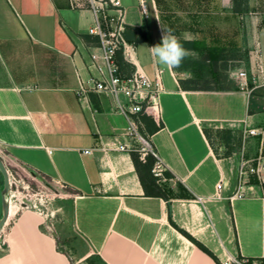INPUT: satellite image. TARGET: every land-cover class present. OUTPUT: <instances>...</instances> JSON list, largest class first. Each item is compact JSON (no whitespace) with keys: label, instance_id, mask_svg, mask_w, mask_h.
Instances as JSON below:
<instances>
[{"label":"crops","instance_id":"1","mask_svg":"<svg viewBox=\"0 0 264 264\" xmlns=\"http://www.w3.org/2000/svg\"><path fill=\"white\" fill-rule=\"evenodd\" d=\"M122 1L133 48L130 60L118 55L123 72L163 70L164 89L155 104L144 105L140 120L171 173L159 181L167 197L147 193L133 151L116 149L127 119L113 109L112 96L76 94V70L90 75L96 43L87 33L89 0H0V150L71 191L63 201L69 216L63 230L48 234L40 228L43 217L24 209L0 264H71L90 255L103 264H218L181 229L220 262L264 261V179L250 175L245 192L232 196L242 162H264V85L250 94L240 86L183 88L179 80L195 78L194 65L169 70L149 51L164 28L193 41L187 59L198 60L213 44L241 47L246 67L264 71V0H248L241 14L233 11L234 0H147V18L139 0ZM171 4L182 13L180 24L167 14ZM204 128L257 133L244 134L229 155L219 147L217 155ZM57 236L70 238L64 249Z\"/></svg>","mask_w":264,"mask_h":264},{"label":"built area","instance_id":"2","mask_svg":"<svg viewBox=\"0 0 264 264\" xmlns=\"http://www.w3.org/2000/svg\"><path fill=\"white\" fill-rule=\"evenodd\" d=\"M89 3L93 23L87 33L96 38V43L90 44L92 49L90 62L87 65L91 71L90 75L83 77L80 71L76 70L78 80L76 94L83 99H87L88 94L92 92L112 96L114 99L113 109L123 114L127 119V126L122 131L125 140L118 141L116 149L136 152L141 158L152 155L154 157L151 168L153 175L157 177L158 181L165 180L166 165L150 139L142 131L140 120L144 105L155 104L157 96L164 89L163 70L157 68L154 75H149L136 66L130 73H124L118 55L122 53L124 58L130 60L133 49L125 36L128 24L127 7L122 0H89ZM139 10L145 18L149 16L147 0H139ZM230 74L249 94L252 91L251 88H248L249 78L255 83V86L264 85V71L261 68L252 72L250 77L245 69L234 70ZM256 133L257 130L254 128H244L243 130V135ZM0 157L7 166L1 153ZM250 175H256L260 181L263 180L264 162L258 165H248L246 161L242 162L237 188L232 196H241L245 192L247 178ZM217 186L220 189L222 184L219 183ZM198 200L204 201L202 197H198ZM245 259L248 260L245 257H240V259L231 257L226 259L223 264H247ZM252 261L254 264H264V261L261 260L254 259Z\"/></svg>","mask_w":264,"mask_h":264},{"label":"rangeland","instance_id":"3","mask_svg":"<svg viewBox=\"0 0 264 264\" xmlns=\"http://www.w3.org/2000/svg\"><path fill=\"white\" fill-rule=\"evenodd\" d=\"M171 2L172 0L169 3ZM173 3H181V1L176 0ZM170 7L171 11L167 13L168 16L171 18V21L180 24L182 22V13L172 11V9H175L177 5L174 6V4H171ZM209 48H211L209 51L211 54H208V52L206 54H202L198 59L200 60V63L191 68L193 77L199 79L202 85H205L206 82L210 83L212 81V84L216 85L214 80L218 69H220V72L228 74L229 77L235 80L238 84H240V82L235 77L233 78L231 76V71L245 69L248 73V77L252 75V72H256L253 69L246 67L245 57L247 52L245 49H242L241 47L232 48V46L229 48L228 46H221L219 44H213ZM260 86H255V83L252 82L251 78H249V89L251 88L253 91ZM215 141H218V138H215ZM220 151H222V148H220ZM0 153L8 163H11V166L7 164L11 177L10 190L8 194L10 214L7 222L0 231V254H2L7 250L6 237L11 231L17 217L24 209L36 211L43 217L40 228L48 234L54 235V232L58 233V231L63 230L64 226L69 223L68 212H66L67 209L63 201L71 196V191L34 170L12 163L10 156H8L7 152L4 150H0ZM2 186L3 180L1 179L0 190L2 189ZM26 199H29L31 203L27 206H22V203ZM69 239L70 238L66 239V236H57L59 248L64 249V244L66 242L69 243ZM234 257L240 259L238 256ZM244 261L247 264H254L251 259H245ZM71 264L103 263L95 255H90L81 257L80 259L79 257L71 258Z\"/></svg>","mask_w":264,"mask_h":264},{"label":"trees","instance_id":"4","mask_svg":"<svg viewBox=\"0 0 264 264\" xmlns=\"http://www.w3.org/2000/svg\"><path fill=\"white\" fill-rule=\"evenodd\" d=\"M248 0H234V7L233 11L235 13H244L248 11ZM137 30V29H136ZM145 36L141 35L139 36V39H144ZM180 43L183 45L185 49H191L193 48V41L192 40H184L179 39ZM211 48H207L208 54ZM221 56V55H219ZM200 63V60H191L185 58L182 62V67L186 68L191 65H197ZM215 80L216 85H213L211 82H206L205 85H202L200 83V80L197 78H186V79H180V84L183 88L188 89H230V88H239V85L234 84L232 79L229 77L228 74L217 72L215 74ZM213 82V81H212ZM204 133L209 139L211 145L213 146L215 153L217 155H221L219 153L218 148L222 147V155H229L234 150H236L242 142L243 133L242 131H233L231 129H213V128H204ZM216 136V137H215ZM215 138H218V141H215ZM132 158L135 164V167L139 173V177L141 179V182L146 190L147 193L164 196L167 197V194L162 189V185L159 183L157 177H155L151 171V168L154 163V157L152 155H147L146 160H143L139 157V154L136 152L132 153ZM165 175L170 176L171 173L168 171H164ZM187 235L191 240H193L199 247H201L203 250H205L207 253H209L218 264H223L219 261V259L207 248L205 247L201 242L196 240L191 234L186 232L185 230L181 229Z\"/></svg>","mask_w":264,"mask_h":264},{"label":"clouds","instance_id":"5","mask_svg":"<svg viewBox=\"0 0 264 264\" xmlns=\"http://www.w3.org/2000/svg\"><path fill=\"white\" fill-rule=\"evenodd\" d=\"M149 51L159 64L169 70L179 68L187 56L193 55L183 47L171 30L164 28H162L161 42L149 47Z\"/></svg>","mask_w":264,"mask_h":264},{"label":"water","instance_id":"6","mask_svg":"<svg viewBox=\"0 0 264 264\" xmlns=\"http://www.w3.org/2000/svg\"><path fill=\"white\" fill-rule=\"evenodd\" d=\"M0 172L2 175L3 186L1 189V215H0V231L4 227L5 223L9 218V211H10V202L8 198L9 190H10V176L7 166L5 165L4 161L0 157ZM31 202L29 199L24 200L22 206H27ZM56 233L54 232V235Z\"/></svg>","mask_w":264,"mask_h":264},{"label":"bare ground","instance_id":"7","mask_svg":"<svg viewBox=\"0 0 264 264\" xmlns=\"http://www.w3.org/2000/svg\"><path fill=\"white\" fill-rule=\"evenodd\" d=\"M9 213H10V211H9Z\"/></svg>","mask_w":264,"mask_h":264}]
</instances>
